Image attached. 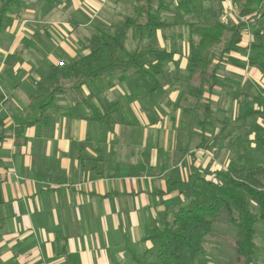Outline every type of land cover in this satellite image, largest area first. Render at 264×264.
I'll return each instance as SVG.
<instances>
[{
  "label": "crops",
  "instance_id": "obj_1",
  "mask_svg": "<svg viewBox=\"0 0 264 264\" xmlns=\"http://www.w3.org/2000/svg\"><path fill=\"white\" fill-rule=\"evenodd\" d=\"M263 11L240 13L233 0H18L0 44V264H159L153 226L188 204L199 177L221 183L214 170L223 165L206 161V147L219 149L235 124L264 116L255 104L261 112L241 120L245 103L264 101L263 91L252 92L264 90V69L252 63L263 52ZM150 17L166 25L152 38ZM216 22L237 28V50H227L228 30L203 54L209 66L197 67L195 27ZM126 27L129 52L151 45L172 53L163 88L148 95L131 71L93 97L66 80L33 123L28 108L49 88L51 66L85 53L79 44L91 29ZM252 34L262 41L252 44ZM9 57L17 67H5Z\"/></svg>",
  "mask_w": 264,
  "mask_h": 264
},
{
  "label": "trees",
  "instance_id": "obj_2",
  "mask_svg": "<svg viewBox=\"0 0 264 264\" xmlns=\"http://www.w3.org/2000/svg\"><path fill=\"white\" fill-rule=\"evenodd\" d=\"M252 2L259 7L257 11L264 10V0ZM17 4L18 0H2L0 33L8 24L12 9ZM149 21L146 24L149 38L154 37L157 29L166 26L156 18L150 17ZM130 24L131 21L126 26L129 27ZM195 28L201 37L198 44L199 54L194 58L197 67L209 66V60L204 59L203 54L210 52L212 47L218 46L228 30L233 34L227 50H237L239 43L237 28L226 27L220 22ZM126 38L127 27L118 34L96 29L86 42L85 53L69 59L67 64L63 62V67L52 65L49 88L28 108L29 115L33 118L31 121L39 122L44 118L46 111L55 106V98L64 92L62 82L66 80L75 81L73 88L78 91L87 85L94 97L114 86L115 83L110 82L109 79L114 78L122 82L133 71L138 88L150 96L156 95L163 88L161 77L164 68L173 58L172 53L156 49L151 45L129 52L125 46ZM262 51L264 54V46ZM252 63L264 69V61L258 57ZM2 100L3 95L0 93V103ZM256 102L243 105L241 120L261 112L255 108V104L262 106L264 101ZM87 106L95 120L103 121L94 104ZM3 141L4 133L0 132V143ZM256 142L264 150V135L257 134ZM1 151L0 146V154ZM245 176L243 170H237L233 166L226 173L218 174L221 183L199 177L198 184L194 183L190 189L192 195L188 204L181 207L173 216L164 217L150 231L148 239L157 249L156 257L159 264H196V261L205 255V241L213 235L221 220H225L233 227L235 233H242V237L234 242L237 257L242 259L244 264L253 262L257 250L256 224L260 221L264 223V188H261L251 172L247 177ZM252 205L258 208L257 212ZM171 218L173 219L170 220Z\"/></svg>",
  "mask_w": 264,
  "mask_h": 264
},
{
  "label": "rangeland",
  "instance_id": "obj_3",
  "mask_svg": "<svg viewBox=\"0 0 264 264\" xmlns=\"http://www.w3.org/2000/svg\"><path fill=\"white\" fill-rule=\"evenodd\" d=\"M252 1L253 0H233V3L235 2L236 8L240 13L249 12L248 14L250 15L257 13L258 12L257 10L259 8L257 7L256 4H253ZM220 2H223V0H220ZM94 30L95 29H91L90 32L92 31L93 34ZM4 34H5L4 31L0 33V44L2 42V37ZM252 37H253L252 44H254L255 40H257L259 43L260 41H262L256 39L257 38L256 34H252ZM86 42L84 41V43L82 42V44L80 43L79 45L82 47V45H84ZM68 44H71L70 41L68 42ZM15 55L18 56L19 55L18 52ZM26 55L27 56H24L19 63L23 67H28L25 64L30 61V58H32L29 54ZM259 55H260L259 59L264 61L263 52L262 54ZM60 57H62L61 53H54L53 60L62 61L63 58ZM255 57L256 56L252 58V61L255 59ZM10 62H12L11 57H9L8 62L5 64V67H17L16 65L18 63L8 64ZM22 73L23 75L25 74L24 72ZM109 80L110 82H114L116 84V80L114 78ZM254 88H256V86ZM262 91L264 92V90H261V87L252 90V92L258 94L259 93L262 94ZM251 95L252 96L250 99H254L253 98L254 94L252 93ZM119 100H121V98ZM85 102L86 104L91 105L89 101L88 102L85 101ZM112 105L118 106V103L114 102ZM231 106L233 109L232 104L230 105V108ZM221 113H222L221 115H227L226 111L224 110H221ZM233 128L238 130L233 137L229 136V138L228 137L225 138L226 135H224L221 138L224 141L222 147L219 145L220 146L219 149L221 151L218 152L219 150L217 148L218 145L212 148L206 147L210 149V151H207V149H205L204 151L206 152L205 155H208V159L206 161L209 160L213 161L215 159L218 160L223 165V167L219 166L221 168L220 171L214 170L217 172L226 173L233 166H235L237 170H243L244 176L246 175L245 177H247L251 172L252 175L256 177V180L261 185V188H264V152H261V147L259 145L257 146L255 144V141L251 140L253 134L254 136L257 134L264 135V116L255 117L253 118V120L250 119L247 121V123H242V121L238 122L233 126ZM252 144H255V146H252ZM207 168L208 166L205 167V169ZM207 171L208 170H203L202 173H205ZM205 175L207 176V173H205ZM252 207L256 212L258 211V208L256 206L252 205ZM172 219L173 218H171L170 220ZM256 227H257V236L255 239V243L257 245V250H256L255 259L251 264H264V223L260 221L258 224H256ZM241 237H242L241 232L235 233L233 227L229 226L225 222V220H221L220 224L216 226L213 235L207 238V240L205 241L204 243L205 255L201 259L206 261L207 262L206 264H244L243 260L237 257L234 248L235 240L240 239Z\"/></svg>",
  "mask_w": 264,
  "mask_h": 264
},
{
  "label": "built area",
  "instance_id": "obj_4",
  "mask_svg": "<svg viewBox=\"0 0 264 264\" xmlns=\"http://www.w3.org/2000/svg\"><path fill=\"white\" fill-rule=\"evenodd\" d=\"M59 66H60V67H63V66H64L63 62H61V63L59 64Z\"/></svg>",
  "mask_w": 264,
  "mask_h": 264
}]
</instances>
